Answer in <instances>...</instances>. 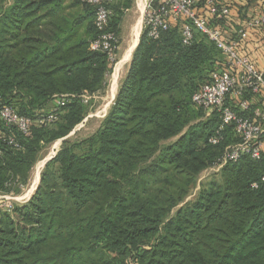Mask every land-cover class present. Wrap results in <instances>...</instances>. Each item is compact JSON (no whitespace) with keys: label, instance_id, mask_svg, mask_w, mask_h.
<instances>
[{"label":"trees","instance_id":"1","mask_svg":"<svg viewBox=\"0 0 264 264\" xmlns=\"http://www.w3.org/2000/svg\"><path fill=\"white\" fill-rule=\"evenodd\" d=\"M132 4H109L118 35ZM199 6L204 13L206 3ZM75 7L79 14L68 12ZM95 14L81 0H0V106L32 121L25 133L0 118V194H20L43 143L69 135L86 116L84 96L107 88L116 60L91 48L100 33ZM210 19L226 36L229 17ZM184 21L158 38L142 30L98 130L63 139L30 199L0 210V264H264V151L227 163L221 179L186 200L199 174L239 137L231 123L219 143L210 141L220 113L203 119L192 97L226 58L194 27L185 44ZM64 95L57 119L39 124ZM227 103L241 115L257 107Z\"/></svg>","mask_w":264,"mask_h":264},{"label":"built area","instance_id":"2","mask_svg":"<svg viewBox=\"0 0 264 264\" xmlns=\"http://www.w3.org/2000/svg\"><path fill=\"white\" fill-rule=\"evenodd\" d=\"M96 7L95 25L100 31L99 36L91 43L92 49H101L108 53L111 61L117 59L119 50V35L110 28L112 10L109 4L114 0H81ZM206 3V11L202 13L201 3ZM231 11L228 6L219 7L216 0H145L143 9L142 28L147 29L152 38H158L162 30H166L180 19L183 22L182 39L185 44H190L194 37L193 27L205 33L213 41L226 58V68L214 71L209 81L204 83L192 97L193 102L207 112L217 110L220 113L221 125L210 138L214 144L222 139V131L227 124L234 123L239 141L227 146L224 154L214 166L220 170L229 162H235L244 155L259 158L262 152V138L264 135V107L257 106L252 115H241L233 106L227 103L229 97L234 96L237 106L242 111L249 110L250 101L245 99L246 93L264 101V72L257 69L252 59L241 54L239 46L245 36V29L239 31L240 38L229 39L224 31L211 23L210 17L228 18ZM190 20L192 23L187 22ZM264 25V10L253 17L248 26ZM90 95L84 98L88 101ZM66 104V96L57 99L54 107L37 119L39 124H48L55 121L61 107ZM0 118L7 124L17 125L25 133L29 132L31 119L20 115L10 105L0 106ZM14 138H12L13 141ZM264 182V173L261 177ZM258 183H253L257 187ZM13 205H8L12 210Z\"/></svg>","mask_w":264,"mask_h":264},{"label":"rangeland","instance_id":"3","mask_svg":"<svg viewBox=\"0 0 264 264\" xmlns=\"http://www.w3.org/2000/svg\"><path fill=\"white\" fill-rule=\"evenodd\" d=\"M138 1L139 0H133L132 6L129 8L128 11H125V13L127 12V15H126V17L124 16L125 19L123 17L124 22L122 20V22L120 23L119 50H118V54H117V59L113 65L112 72L110 73L109 78H108L107 88L103 92H98V93H95L94 95L90 96L89 102L86 103L87 113H86L85 118L73 129V131H71V133L69 135H67L66 137H62V138L52 139L49 142L43 143L42 151L39 154L40 155L39 160L37 161V163L34 165V167L31 170L29 183L27 185L23 186V191L20 194L12 195V198L8 199L7 202L6 201L0 202V210H8L7 206L3 205L4 202H6L7 204H12L14 207L16 205H21L30 199V197L34 193L33 194L31 193V196H30V193H28V191H29V189L33 183L34 174L37 170L38 164L40 163V161L45 160V159L49 158L50 156H53V155L55 156L57 151L62 146L64 138L69 139L72 142H78V141H81V140L86 139V138L90 137L91 135H93L98 130V128L101 126L103 120L105 119L106 115L108 114V112H109V110H110V108H111V106L115 100V97L119 91L120 86L122 85L124 79L126 78L128 72L130 70L131 61H132L133 53H134L135 49L132 52V56H131L130 60L124 64L123 68L121 69V71L119 73V76L117 79L118 84H117L116 94L112 98L111 97V88H112L113 83H114L113 82L114 81V77H113L114 66H116L121 55L123 54V52H125L126 48L128 47L129 43L131 42V40L134 36L133 35L134 34V27H135L136 23L139 21V19H141V21L143 20V13H142V10L141 11L139 10L140 6L137 4ZM68 12H70L72 14L74 13V15H77L80 13V11L77 7L69 9ZM141 25H142V22H141ZM141 28H142V26H141ZM142 30H143V28L141 29L140 36H139L137 43L140 42ZM51 108L52 107L46 108L44 111H42V113L48 112L49 110H51ZM203 115H204L203 119H206L207 117L212 116L213 113L203 111ZM54 128H55V124H52V125H49L48 130L54 129ZM55 129L53 131H55ZM175 140H176V138H173L171 140V142H173ZM171 142H169V143H171ZM44 168H45V163L43 164V166L41 168L40 175H41L42 171L44 170ZM221 169L218 170L215 168H208V169L203 170L199 174L198 179H197V183L193 187V189L191 190V192H190V194L186 200L189 201V200L195 199L203 189H206L209 186V184L212 181L221 179V174H220ZM39 180H40V177H39ZM25 195H27L28 197L30 196V197L27 199ZM14 196H16V198ZM20 196H23L24 198L23 197L20 198ZM179 207L175 208L172 211V213L175 214Z\"/></svg>","mask_w":264,"mask_h":264},{"label":"crops","instance_id":"4","mask_svg":"<svg viewBox=\"0 0 264 264\" xmlns=\"http://www.w3.org/2000/svg\"><path fill=\"white\" fill-rule=\"evenodd\" d=\"M230 8L229 22L226 25V36L230 39L240 38L239 31L245 29L246 34L242 38L239 50L241 54L249 56L255 63L258 70L264 72V25L248 26V22L255 16L259 15L264 10V0H219ZM139 5V1L137 3ZM140 6V5H139ZM129 9H125L128 11ZM139 10L142 9L139 7ZM143 13V10H142ZM127 12L125 13V17ZM124 17V19H125ZM123 19V22H124ZM91 96V95H90ZM90 96L88 101L90 100ZM230 103L237 106V101L234 96L230 97ZM250 103L256 106L264 107V101L257 97H250ZM252 115V113H248ZM262 151H264V135L262 138ZM35 191V190H34ZM34 193V192H33ZM32 193V194H33ZM28 199L29 197L25 195ZM16 198V196H14ZM23 196H20L22 198ZM11 194H0V202L11 199ZM19 198V197H18ZM24 198V197H23ZM6 202L3 205H8Z\"/></svg>","mask_w":264,"mask_h":264},{"label":"bare ground","instance_id":"5","mask_svg":"<svg viewBox=\"0 0 264 264\" xmlns=\"http://www.w3.org/2000/svg\"><path fill=\"white\" fill-rule=\"evenodd\" d=\"M144 4H145V0H139V5L140 8L143 10L144 9ZM141 19H139V21L136 23L135 27H134V36L131 40V42L129 43L128 47L126 48L125 52H123V54L121 55L119 61L117 62L116 66H114V73H113V77H114V83L113 86L111 88V97L113 98L116 94V90H117V79L119 76V73L121 71V69L123 68L124 64L127 63L131 56H132V52L135 49V47L137 46L136 44H138V39L140 36V32H141ZM106 106V105H105ZM51 157V156H50ZM49 157V158H50ZM49 158L45 159L48 160ZM45 160L40 161V163L38 164L37 170L34 174V178H33V183L28 191V193H33L35 190V187L37 186V184H39L38 182H40L39 177H40V172H41V168L43 166V164L46 162Z\"/></svg>","mask_w":264,"mask_h":264},{"label":"water","instance_id":"6","mask_svg":"<svg viewBox=\"0 0 264 264\" xmlns=\"http://www.w3.org/2000/svg\"><path fill=\"white\" fill-rule=\"evenodd\" d=\"M137 45H138V44H137ZM64 139H65V138H64ZM53 157H54V155L51 156L48 160H46L45 164H46L50 159H52ZM37 186H38V185H37ZM37 186L35 187V190H36Z\"/></svg>","mask_w":264,"mask_h":264}]
</instances>
